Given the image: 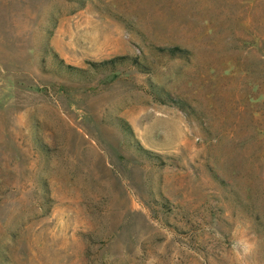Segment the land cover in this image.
<instances>
[{
	"label": "rangeland",
	"instance_id": "obj_1",
	"mask_svg": "<svg viewBox=\"0 0 264 264\" xmlns=\"http://www.w3.org/2000/svg\"><path fill=\"white\" fill-rule=\"evenodd\" d=\"M0 264H264V0H0Z\"/></svg>",
	"mask_w": 264,
	"mask_h": 264
},
{
	"label": "trees",
	"instance_id": "obj_2",
	"mask_svg": "<svg viewBox=\"0 0 264 264\" xmlns=\"http://www.w3.org/2000/svg\"><path fill=\"white\" fill-rule=\"evenodd\" d=\"M125 59H126L125 57H115L109 60L102 61L100 63H91L90 65L93 68H103V69L111 70V69H114L117 64H122ZM134 61L135 60H133V62ZM65 68L69 71L70 74H75L80 77L85 76L87 74V71L82 70L80 68L73 67V66H66ZM123 129L125 131H129V132L131 131L129 128V125L126 123L123 124Z\"/></svg>",
	"mask_w": 264,
	"mask_h": 264
}]
</instances>
